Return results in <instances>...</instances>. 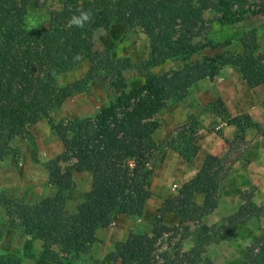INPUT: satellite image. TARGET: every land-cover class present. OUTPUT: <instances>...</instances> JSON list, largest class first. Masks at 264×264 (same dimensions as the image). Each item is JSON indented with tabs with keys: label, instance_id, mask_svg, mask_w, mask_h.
Returning a JSON list of instances; mask_svg holds the SVG:
<instances>
[{
	"label": "trees",
	"instance_id": "trees-1",
	"mask_svg": "<svg viewBox=\"0 0 264 264\" xmlns=\"http://www.w3.org/2000/svg\"><path fill=\"white\" fill-rule=\"evenodd\" d=\"M42 1L0 0V159L10 154L8 144L15 137L29 136V125L46 117L63 99L86 91L91 71L100 70L105 76L133 70L144 80L142 87L132 93H120L93 117L66 121L65 135L60 138L62 152L45 166L48 184L57 187L53 196L26 205L0 193V207L6 217L3 228L20 229L41 244L32 264H70L72 259L88 253L95 230L107 227L112 214L141 215L149 196L145 187L164 149H172L183 160L190 161L191 141L200 128L196 120L175 128L160 143L146 136L144 123L166 100H182L193 82L212 80L224 66L237 69L250 88L264 85V56L258 52L253 29L244 31L237 39L241 47L237 55L207 57L170 75H154L150 70L206 48L227 47L230 39L213 42L208 37L210 24L231 26L250 16H262L264 0H209V21L202 18L200 11L193 12L192 0H91L80 6L78 0H64L47 28L26 29L24 17L28 7H39ZM79 10L92 12V20L83 28L69 25L70 18L79 15ZM113 20H119L125 29L141 31L148 44L144 60L137 64L127 58L111 60L108 50L92 59L95 30ZM78 55L81 58L75 59ZM85 60L90 67L80 80L59 89L54 96L37 97L36 89L48 76L50 65L62 74ZM224 123L235 128L224 154L219 158L206 156L197 175L163 202L151 235L129 234L125 241L117 242L107 255L108 264H211L209 259L202 258L207 246L231 241L237 225L264 213V204L256 206L251 201L252 192L244 191L240 195L242 203L233 215L212 225L209 234L197 235V243L187 251L181 248L182 241L192 233L190 226L197 225L216 207L220 184L231 166L237 161L248 162L243 134L252 125L250 118L242 114L227 117ZM182 145L188 150H181ZM68 162L62 171L58 163ZM71 172L90 174V188L82 194L89 219L63 212L64 194L71 188ZM194 194L206 196L203 205L194 203ZM165 212L176 213L182 225L164 227L161 218ZM162 235L166 239L164 249L157 244ZM0 264L21 263L10 255L0 256ZM239 264H264V229L245 248Z\"/></svg>",
	"mask_w": 264,
	"mask_h": 264
},
{
	"label": "rangeland",
	"instance_id": "rangeland-1",
	"mask_svg": "<svg viewBox=\"0 0 264 264\" xmlns=\"http://www.w3.org/2000/svg\"><path fill=\"white\" fill-rule=\"evenodd\" d=\"M90 1L78 0L77 6L84 5ZM63 2L64 0H44L39 7L30 5L24 17L25 28H47L51 23L53 13L60 10ZM192 2L194 4L193 12L200 11L202 18L209 21L212 17V13L208 9L209 0H192ZM210 25L211 29L208 37L211 41L219 42L230 39V44L227 47L207 49L205 52L202 50L190 57H184L173 62H165L151 69L150 73L154 75H170L179 72L185 65L201 62L207 57L212 58L219 55L229 57L241 52L240 44L237 41L240 36L236 38L235 35L242 34L244 32L242 29L249 27V22L244 24L241 21L228 29H222L214 22ZM92 40L91 57L95 60L104 50H108V57L111 60L127 58L134 64L141 62L147 56L148 44L141 31L137 28L125 29L119 20L103 23L95 30ZM262 43H264V36ZM261 55L264 56V53ZM89 67L90 63L85 60L72 70L58 74L55 70V65H50L48 76L36 89L37 97L41 99L54 96L59 89L80 80L88 72ZM220 69L216 71V76H218ZM143 84V78L133 70L105 76L100 70L91 71L86 91L75 93L63 99L60 105L50 111L46 117L27 127L28 137H15L8 144L10 154L0 159V172L12 170V173L3 174V179L6 181L3 180L0 193L10 199H20L26 205L39 202L47 194L48 196L53 195L57 187L47 184L45 166L48 160L62 151L60 138L65 135L63 126L66 121L75 118L93 117L104 110L120 93H132L135 89L142 87ZM174 103H181V100L177 102H173L170 99L166 100L163 107L144 123L146 136L150 137L156 128H162L163 125L166 126L165 118L168 119L166 115L170 114L169 109ZM184 103L186 105V99L183 101ZM181 107L185 109V107ZM181 150L187 151L188 149L185 145H182ZM69 162L58 163L62 171ZM69 178L72 194H69L70 196L65 205V214L75 213L83 219H87L90 214L83 199L81 200V194L88 189V178L84 174L76 172H71ZM46 190L48 191L47 194ZM26 198L28 202L25 201ZM257 205L260 204L258 203ZM21 216V213L17 215L18 218ZM101 217L103 219L106 218V214H102ZM5 223L6 217L0 207V256L11 255L18 258L21 264H32L40 253V242L23 234L20 229L3 228ZM263 229L264 214L257 218H250L237 225V232H235L232 242L206 247L202 258L209 259L211 264H239L243 258L245 248L261 236ZM96 237V241L93 243L94 246L91 244L88 253L72 259L70 264H108L107 255L112 250L115 244L114 241L117 240L111 238L110 242H108L106 229L102 230ZM117 239L121 241L124 238L119 237ZM165 241V235H162L157 240V244L161 249L165 248ZM191 242H194V237L182 242V250L187 251L190 249Z\"/></svg>",
	"mask_w": 264,
	"mask_h": 264
},
{
	"label": "crops",
	"instance_id": "crops-1",
	"mask_svg": "<svg viewBox=\"0 0 264 264\" xmlns=\"http://www.w3.org/2000/svg\"><path fill=\"white\" fill-rule=\"evenodd\" d=\"M242 22L244 24L249 22V27L242 30L253 29L255 31L258 52L260 54L264 53V43H262L264 15L250 16ZM231 26L221 28L228 29ZM240 35L241 33L235 35V37L238 38ZM206 50L207 48L203 49L204 52ZM185 99L187 101L186 105L183 104ZM181 106L185 109H182ZM169 110L170 114L166 115L168 119L165 118L166 126L156 128L151 133L150 138L154 143H160L175 128L191 120H196L200 128L191 141L193 152L190 161L186 162L172 149H164L155 162L149 182L145 187L149 196L144 202L141 215L129 216L119 212L112 214L110 224L107 227L95 230L93 243L96 241V236L105 229L108 242L111 238H115L117 240L114 241L115 244L125 241L129 234L150 236L157 211L161 209L163 202L174 196L184 183L197 175L206 156L219 158L226 151V142L231 140L235 131L232 125L224 123V119L227 117L246 114L250 118L252 125L245 129L243 134L244 140L247 142L245 158L248 162L242 164V162L237 161L231 166L220 184L216 207L206 214L197 225L190 226L192 233L182 242L194 237L191 248L197 243V235L209 234L212 225H217L221 219L233 215L242 203L240 195L244 191L252 192L251 201L256 206L264 204V85L250 88L237 69L224 66L220 69L218 76L212 80L204 78L193 82L181 103H174ZM11 171L0 172V188L3 185V174L12 173ZM79 174H84L88 178V189L85 191L87 192L91 183L90 174L87 172H80ZM71 191L72 188L66 190L64 194V214L69 194H72ZM47 192L46 190V194ZM51 196L47 194L40 201ZM25 201L28 202L27 198ZM193 201L196 205L201 206L206 201V196L204 194H194ZM258 203L260 205H257ZM161 224L166 228H176L182 225V220L176 213L165 212L161 218ZM235 232L237 231L235 230ZM119 237L124 239L119 241L117 239ZM233 240L234 238L229 242H219L209 246H218L230 243Z\"/></svg>",
	"mask_w": 264,
	"mask_h": 264
},
{
	"label": "clouds",
	"instance_id": "clouds-1",
	"mask_svg": "<svg viewBox=\"0 0 264 264\" xmlns=\"http://www.w3.org/2000/svg\"><path fill=\"white\" fill-rule=\"evenodd\" d=\"M92 20V12L90 10H79V15H72V17L69 20V25L76 26L83 28L86 22H89ZM81 57L78 55L75 57V59H80Z\"/></svg>",
	"mask_w": 264,
	"mask_h": 264
}]
</instances>
